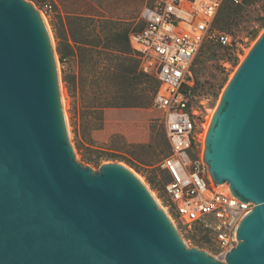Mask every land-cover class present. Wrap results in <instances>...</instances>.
Segmentation results:
<instances>
[{"label": "water", "instance_id": "1", "mask_svg": "<svg viewBox=\"0 0 264 264\" xmlns=\"http://www.w3.org/2000/svg\"><path fill=\"white\" fill-rule=\"evenodd\" d=\"M206 162L256 205L226 264H264V39L214 117ZM0 264H212L179 244L127 174L75 161L25 0H0Z\"/></svg>", "mask_w": 264, "mask_h": 264}, {"label": "rangeland", "instance_id": "2", "mask_svg": "<svg viewBox=\"0 0 264 264\" xmlns=\"http://www.w3.org/2000/svg\"><path fill=\"white\" fill-rule=\"evenodd\" d=\"M25 1L33 3L43 12L51 27L59 57L69 117L71 138L67 145L70 148L73 147L72 155L75 161L92 173H102V168L106 163H126L119 157L131 160L136 169L129 166L145 178L174 218L188 244L186 251L207 250L216 258V247L209 233L200 226L192 229L183 226L173 210L168 208L169 200L164 189L168 176L159 167L164 155L160 153V149H157L155 142L157 132L166 136L162 114L152 107L149 109L104 107L107 106V99L103 93V82L100 77L105 71L102 69L115 63V61H105L112 57L111 53L105 52L100 57L94 56L95 59L92 62L86 58L84 63L81 62V56L77 54L74 56L65 55L62 61L58 53L59 46L65 54L67 53L64 38L68 37L70 43L74 44L71 36L68 35L69 29L66 30L65 22L62 23L63 20L73 17H94L101 20V26L105 32L112 28H122L128 30L130 35L141 30L142 25L139 18L147 0ZM49 5L52 6L51 11L45 12L46 6ZM235 12L236 18L233 22L224 20L221 23H215V28L231 35L235 43L244 44L246 50L242 56H245L246 51L260 39L264 31V0H246L244 5L235 8ZM225 15L226 12L223 17ZM111 22H114L115 25H112ZM73 26L74 24L72 25L74 29ZM57 37L63 39L60 40ZM93 38L92 35L87 36V40ZM132 53L134 54V52ZM134 55L136 56V54ZM241 58L234 57L232 49H224L213 40H209L201 49L194 67L197 75L195 96L207 98L210 106L214 108L213 113L222 91L240 65ZM96 60L97 65H94ZM227 60L232 63L229 71H226L222 64ZM130 152H135L136 155L138 153L143 158L152 160V166L140 163ZM168 152L166 149L165 153L168 154Z\"/></svg>", "mask_w": 264, "mask_h": 264}, {"label": "built area", "instance_id": "3", "mask_svg": "<svg viewBox=\"0 0 264 264\" xmlns=\"http://www.w3.org/2000/svg\"><path fill=\"white\" fill-rule=\"evenodd\" d=\"M245 1L147 0L139 18L141 30L129 37L139 71L157 82L152 108L162 114L170 145L169 155L159 164L168 176V208L188 229L204 228L221 260L240 243L236 234L241 219L256 205L242 201L228 182L214 184L211 179L203 144L214 108L207 98L195 96L194 67L209 40L241 58L244 44L217 30L215 23L226 2L238 7ZM51 9L46 6L45 12ZM222 64L226 71L232 67L228 60Z\"/></svg>", "mask_w": 264, "mask_h": 264}, {"label": "trees", "instance_id": "4", "mask_svg": "<svg viewBox=\"0 0 264 264\" xmlns=\"http://www.w3.org/2000/svg\"><path fill=\"white\" fill-rule=\"evenodd\" d=\"M236 7L226 2L216 19V24L224 20L233 22L236 18ZM224 12H226V15L223 17ZM64 22L66 30L69 29L68 35L71 36L74 44L70 43L68 37L64 38L67 53L65 54L60 49V46L58 48L62 61L65 55L74 56L77 54L81 56V62L84 63L86 58H89V62H92L95 59L94 56L100 57L105 52L112 54V57L105 59V61H115V63H112L108 68L102 69V71H105L103 76L100 77L103 82L102 89L104 92H102L105 93V98L107 99V106L104 107L119 109H149L152 107V98L157 88V82L154 78L139 71V61L134 55L135 53H132L134 51L131 50L128 30L112 28L105 32L101 26V20L94 17H73L62 21V23ZM73 24L74 29L72 28ZM111 24L115 25L114 22H111ZM91 35L94 38L87 40V36ZM93 64L97 65V60ZM122 88L123 90H121ZM155 142L157 149H160V153L164 155V158L167 157L170 153V145L166 136L157 132L155 134ZM166 149L169 151L168 154L165 153ZM130 153L145 166H152V160H147L138 153L136 155L135 152ZM119 158L136 169L131 160ZM149 182L152 183L151 180Z\"/></svg>", "mask_w": 264, "mask_h": 264}, {"label": "bare ground", "instance_id": "5", "mask_svg": "<svg viewBox=\"0 0 264 264\" xmlns=\"http://www.w3.org/2000/svg\"><path fill=\"white\" fill-rule=\"evenodd\" d=\"M29 6H31L38 14L42 21V25L44 28L46 40L48 43L49 48V54H50V60L52 65V71H53V78H54V84H55V91H56V97H57V103L59 107V112L61 116V121L64 129V134L67 142H70L71 138V132H70V125H69V117L67 114V103H66V96H65V89L64 85L61 79V68L59 64V57L56 52V45L53 38V34L51 31V27L49 24L48 19L44 15L43 12H41L33 3H28ZM264 39V31L261 34V37L258 41H256L250 49L246 51L245 56H242L241 63L235 70V72L230 77V80L227 84V86L222 91V94L220 96L218 105L213 113L212 110V116L209 121V126H207V131L204 139L203 144V159L206 161L208 160V142H209V135L212 128V124L214 121V117L221 107L222 103L224 102L225 98L227 97L229 91L233 87L234 83L236 82L237 78L239 77L240 73L243 71L244 67L248 63L250 57L256 50V48L259 46V44ZM71 153L73 150V147H69ZM103 171H121L125 174H127L143 191L144 195L146 196L147 200L151 204L152 208L158 215V217L161 219L163 224L166 226L168 231L173 235V237L179 242V244L186 250L187 249V242L183 238L174 218L168 211V209L162 204L159 197L156 195V193L151 189L145 178L139 174L137 171H135L132 167H130L128 164L124 162H110L106 163L103 166ZM213 174L211 173V179L214 184H220V181L222 180V176L219 174V172L213 167L212 170ZM213 175V176H212ZM230 184V183H229ZM231 185V184H230ZM231 187V186H230ZM192 252L197 253L205 258H207L212 264H218L220 262H227V259H219L218 257H213L209 251L207 250H201V249H194Z\"/></svg>", "mask_w": 264, "mask_h": 264}]
</instances>
